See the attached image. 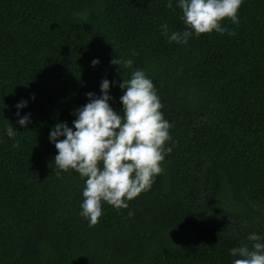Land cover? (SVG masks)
I'll return each mask as SVG.
<instances>
[{
  "label": "trees",
  "instance_id": "trees-1",
  "mask_svg": "<svg viewBox=\"0 0 264 264\" xmlns=\"http://www.w3.org/2000/svg\"><path fill=\"white\" fill-rule=\"evenodd\" d=\"M165 4L0 0V264H231L228 249L250 246L249 232L264 238V0H242L239 23L220 22L230 32L183 44L167 39L185 25L176 0ZM137 68L170 123L171 151L147 191L127 208L102 202L90 226L78 215L83 179L57 169L48 133L71 127L104 78L119 111L118 85Z\"/></svg>",
  "mask_w": 264,
  "mask_h": 264
},
{
  "label": "clouds",
  "instance_id": "clouds-1",
  "mask_svg": "<svg viewBox=\"0 0 264 264\" xmlns=\"http://www.w3.org/2000/svg\"><path fill=\"white\" fill-rule=\"evenodd\" d=\"M241 3L242 0H176L184 29L167 34L166 24L159 28L169 41L181 44L187 43L190 36L213 30L230 32L220 22L228 18L232 23H239L237 11ZM165 6L171 8L172 0H166ZM97 62L93 58L90 63ZM110 63L120 65V60L115 57ZM123 63L131 65L133 62L124 59ZM109 86V80L102 79L100 94L85 93L86 103L73 111L72 126L57 122L48 133L49 141L57 150L53 157L57 169H72L83 179L78 215L90 226L102 215V202L116 209L127 208L129 200L147 191L162 171L160 162L165 153L171 151L164 146L170 139V123L160 111L162 104L145 71L137 68L120 81L119 111L109 104L112 99ZM25 106L24 100L15 105L16 123L21 127L30 123V114L20 115L19 112ZM3 131L8 137L17 132L9 122ZM132 214L130 210L128 215ZM246 239L250 246L240 243L228 249L234 257L231 264H264V238L249 232Z\"/></svg>",
  "mask_w": 264,
  "mask_h": 264
}]
</instances>
